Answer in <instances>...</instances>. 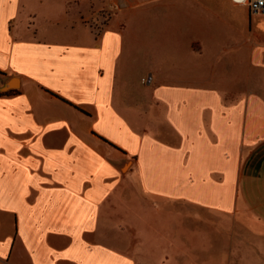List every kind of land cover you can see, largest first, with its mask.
I'll return each mask as SVG.
<instances>
[{
    "label": "crops",
    "instance_id": "obj_1",
    "mask_svg": "<svg viewBox=\"0 0 264 264\" xmlns=\"http://www.w3.org/2000/svg\"><path fill=\"white\" fill-rule=\"evenodd\" d=\"M70 1L0 0V261L215 264L216 224L264 232V14Z\"/></svg>",
    "mask_w": 264,
    "mask_h": 264
},
{
    "label": "rangeland",
    "instance_id": "obj_2",
    "mask_svg": "<svg viewBox=\"0 0 264 264\" xmlns=\"http://www.w3.org/2000/svg\"><path fill=\"white\" fill-rule=\"evenodd\" d=\"M78 5V3L72 0L68 3L67 7L69 10H73ZM258 20L260 21V19ZM250 173L254 174V170L250 171ZM255 202L256 200H253V203ZM249 214L253 218L255 216L259 217L256 210L250 211ZM259 214L264 218L263 211H260ZM243 226L238 225L237 228L232 226L229 230L226 226L216 224V232L212 236L214 240L212 253L216 258L215 264H264V232L258 230V227H255L256 225L253 224ZM261 228L264 230V227ZM240 251L245 253L247 257L238 260L235 255ZM0 264L8 263L0 261ZM9 264L11 263L9 262Z\"/></svg>",
    "mask_w": 264,
    "mask_h": 264
},
{
    "label": "built area",
    "instance_id": "obj_3",
    "mask_svg": "<svg viewBox=\"0 0 264 264\" xmlns=\"http://www.w3.org/2000/svg\"><path fill=\"white\" fill-rule=\"evenodd\" d=\"M249 11L253 14H264V0H247L245 4ZM144 83H150L151 78L143 80Z\"/></svg>",
    "mask_w": 264,
    "mask_h": 264
}]
</instances>
